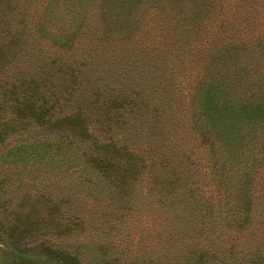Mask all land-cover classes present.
Segmentation results:
<instances>
[{"label": "trees", "instance_id": "1", "mask_svg": "<svg viewBox=\"0 0 264 264\" xmlns=\"http://www.w3.org/2000/svg\"><path fill=\"white\" fill-rule=\"evenodd\" d=\"M23 261L264 264V0H0V264Z\"/></svg>", "mask_w": 264, "mask_h": 264}, {"label": "rangeland", "instance_id": "2", "mask_svg": "<svg viewBox=\"0 0 264 264\" xmlns=\"http://www.w3.org/2000/svg\"><path fill=\"white\" fill-rule=\"evenodd\" d=\"M148 217V215L147 214H144V213H142V214H135V215H130V216H127V217H124L123 219H124V221L123 222H127V221H129V224H128V230L129 231H133L132 233H134L135 231H136V229L138 228L137 227V225H139V224H142V220H144V219H146ZM160 227H162V226H160ZM125 229V228H124ZM165 232V230H161V234H163ZM124 235V237H125V232H122ZM131 235V234H130ZM147 237H149V235L147 236ZM137 245H135V247H136ZM161 247H163V245H161ZM137 249H140V246H137L136 247V251H135V249H133L131 252H130V255H134V252H139V250H137ZM17 263V262H16ZM21 264H40V263H36V262H33V261H23Z\"/></svg>", "mask_w": 264, "mask_h": 264}]
</instances>
